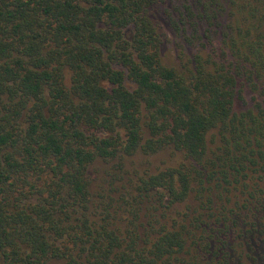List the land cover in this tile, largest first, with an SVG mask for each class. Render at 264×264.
<instances>
[{
	"label": "trees",
	"instance_id": "obj_1",
	"mask_svg": "<svg viewBox=\"0 0 264 264\" xmlns=\"http://www.w3.org/2000/svg\"><path fill=\"white\" fill-rule=\"evenodd\" d=\"M158 1L0 0V264H264V0L165 11L177 68Z\"/></svg>",
	"mask_w": 264,
	"mask_h": 264
},
{
	"label": "rangeland",
	"instance_id": "obj_2",
	"mask_svg": "<svg viewBox=\"0 0 264 264\" xmlns=\"http://www.w3.org/2000/svg\"><path fill=\"white\" fill-rule=\"evenodd\" d=\"M184 0H159L155 6L149 10L148 17L153 23L158 35L160 36L161 46L160 55L161 61L168 67H178L177 52L179 40L175 37L174 32L169 26V21L166 17V12H170L173 7L180 5ZM190 50L189 48L187 49ZM245 99H248L249 95L245 94ZM238 104L235 105L237 110ZM181 161L180 154L173 151L171 148H166L150 157L144 158L139 155H135L128 159L126 162V169L129 170L131 165L138 170L148 169L150 172L162 170L167 167H175ZM96 172L92 171V177L94 178L92 186V192H95L96 186L103 181L102 167L96 165ZM264 229V226H263ZM264 239V235H263Z\"/></svg>",
	"mask_w": 264,
	"mask_h": 264
}]
</instances>
